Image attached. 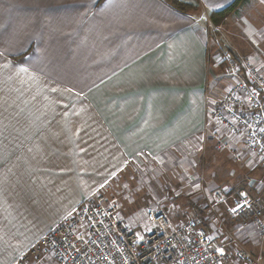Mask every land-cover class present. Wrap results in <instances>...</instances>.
<instances>
[{
    "label": "crops",
    "instance_id": "obj_1",
    "mask_svg": "<svg viewBox=\"0 0 264 264\" xmlns=\"http://www.w3.org/2000/svg\"><path fill=\"white\" fill-rule=\"evenodd\" d=\"M178 1L191 8L166 0H0V264L119 175L147 165L177 173L193 200L199 172L213 165L204 192L245 189L264 204L261 159L243 134L205 126L207 88L217 95L208 55L219 50L209 52L200 16L206 21L234 0ZM230 17L237 36L229 34L228 51L264 71V0H241L216 25ZM243 242L254 249V240Z\"/></svg>",
    "mask_w": 264,
    "mask_h": 264
},
{
    "label": "built area",
    "instance_id": "obj_2",
    "mask_svg": "<svg viewBox=\"0 0 264 264\" xmlns=\"http://www.w3.org/2000/svg\"><path fill=\"white\" fill-rule=\"evenodd\" d=\"M205 22L208 35L212 34L210 19ZM221 51L233 82L219 95L206 92L205 126L218 123L233 134H243L245 148L260 157L264 175V132L260 131L264 128V71L250 56L236 58ZM203 197L206 211L218 224L224 225L225 214L251 226L259 243L264 241V204L245 189L213 190ZM238 204L245 207L232 212ZM143 216L149 227L135 229L122 217L115 196L97 194L10 264H260V254L249 250L235 234L227 231V240L219 242L201 218L173 224L163 210L152 206L144 209ZM219 248L224 255L216 251Z\"/></svg>",
    "mask_w": 264,
    "mask_h": 264
},
{
    "label": "rangeland",
    "instance_id": "obj_3",
    "mask_svg": "<svg viewBox=\"0 0 264 264\" xmlns=\"http://www.w3.org/2000/svg\"><path fill=\"white\" fill-rule=\"evenodd\" d=\"M205 17L206 15L202 13L200 16V23L203 26V33L206 37L207 48L210 47L209 52H212V49L215 50L214 44L216 45L217 50L229 52L231 50L227 44L228 40H230L229 34L230 37L237 36V31H235V29H237V26H235L236 19L230 17L226 26L223 24L224 26L222 27L215 25L210 20L212 24V29L210 30H213V33L210 32L212 34L208 35L209 28L204 21ZM218 45L220 46V49H218ZM219 51L214 52L212 55L209 53L208 55L209 66L212 71L210 72L209 70L211 76L210 89H217V91H215L217 95L221 94V91L225 90L232 83L231 79L226 76V67L222 61V56ZM234 56L236 58H240L236 55ZM2 64L3 62L0 61V68L3 67ZM4 67L8 68V66ZM207 91L212 94L208 88ZM151 166L147 165L145 168L141 167V169H133L131 172L127 171L122 173L117 177V181L110 185V189L102 193L109 196H115L117 198L120 205L121 215L131 227L139 230L145 229L142 228V226H147V223L144 221L143 212L147 206H152L155 209L163 210L173 224H180L190 218L198 216V218H201L202 221L207 224L206 225L203 222L209 228L211 234L220 242H225L227 240V231L235 234L240 238L241 241L243 240L249 243L250 240H254V249H250L253 253L260 254V264H264V241L259 243V238L257 235H255L253 238L246 237V239H243V237L239 235V230L241 229L244 230L243 234H250L253 229L251 226L249 227L248 225V227L245 228L240 222H235L223 214V227L222 225L218 224V222H216L205 210L203 193H209L207 192L209 190L204 192V189L201 187L203 183L206 182L205 178L211 177V180L214 179L215 173L218 171V169H215L213 165H210L207 171H203V166H200V169L203 171V173L201 172L200 175L199 172V176H197L196 181H198L197 185L199 187H197L198 191L194 193L197 196V199L193 200V197L190 195L192 193L189 195H184V193L187 192V189H184L185 183L182 181L183 179H181V185L178 183L176 179V176L178 175L177 173L176 175L173 174V177L168 168L163 167L158 169L153 167V165ZM189 202L190 204H188Z\"/></svg>",
    "mask_w": 264,
    "mask_h": 264
},
{
    "label": "trees",
    "instance_id": "obj_4",
    "mask_svg": "<svg viewBox=\"0 0 264 264\" xmlns=\"http://www.w3.org/2000/svg\"><path fill=\"white\" fill-rule=\"evenodd\" d=\"M172 7L179 11H186L191 8L188 4H185L178 0H166ZM241 2V0H234L230 5L221 11L211 12L208 14V18L216 25L219 24L228 12H231ZM198 217V216H197Z\"/></svg>",
    "mask_w": 264,
    "mask_h": 264
},
{
    "label": "snow or ice",
    "instance_id": "obj_5",
    "mask_svg": "<svg viewBox=\"0 0 264 264\" xmlns=\"http://www.w3.org/2000/svg\"><path fill=\"white\" fill-rule=\"evenodd\" d=\"M260 131H261V132H264V128H261ZM197 187H199V186L197 185ZM241 195H242V196H246L247 194H246V193H241ZM243 207H245V205H243V204H238V205H236V207H233V208L231 209V211H232V212H236L238 208H239V209H242ZM141 239H142V237H141ZM208 239L211 240V237H209ZM216 251L219 252L221 255H224V254H225V253H224V250H223L222 248L216 249Z\"/></svg>",
    "mask_w": 264,
    "mask_h": 264
}]
</instances>
